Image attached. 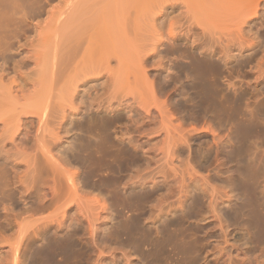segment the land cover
Masks as SVG:
<instances>
[{"label": "rangeland", "instance_id": "374dc122", "mask_svg": "<svg viewBox=\"0 0 264 264\" xmlns=\"http://www.w3.org/2000/svg\"><path fill=\"white\" fill-rule=\"evenodd\" d=\"M59 1L53 0L49 5L41 7L40 14L33 19L30 18L23 33L11 40L10 49L0 54V123L6 120V122L8 121L7 126H11L10 123L15 121L11 115L21 111L26 112L24 116H29V122L26 121L25 127L23 126L26 135H24L25 137L20 136L23 137L21 139L25 142L24 146L18 147L15 144L16 147L15 142L11 144V141L6 138L8 127L6 131L5 127L0 126V137L3 133L4 139L0 138L2 139V143L0 141V168L6 170V179L8 178L10 184L7 189L14 201L11 206L13 211L17 212L23 206L34 204L41 194L40 189L47 187V184L42 182H32L31 166L32 155H38L41 158L42 147H48L66 168L68 167L76 173L79 172L77 182L80 194L84 198L83 211L86 213L85 221L80 223V230L85 231L86 220L95 219L93 223L96 228V244L90 246L82 263L151 264V262L146 263L138 252H134L133 248L124 242L125 236L117 237V240L108 238L112 239V242L105 239L107 231L116 229L117 222L123 219L121 216L124 215L122 213L120 216L113 209L117 204L114 205L112 200L115 201V198L112 199L107 191L106 184L108 182L106 181L109 179L106 178H108L107 175H112L107 168L109 167L107 163L111 158L106 156L102 163H97L99 166L97 176L91 178V175H87V169L89 163L91 164L93 161L85 158L86 152L82 153L77 150L83 143L82 146L90 145L88 149L91 147L90 150L95 153V150L101 146L102 136L97 134L98 130L95 128L103 120L104 123L105 120H107L106 123H109L108 120L115 121L116 119V122L112 123L113 127L110 124L112 129L109 128V131L107 129L103 136L106 135L110 143L116 147L121 145L129 147L137 158V163L132 167L111 176L119 178V196L122 195L123 197H121L124 198V194H127L132 188L124 190L122 187L133 181L145 179L158 182L155 187L147 186L142 190L143 192L146 190L155 192V199L148 202L141 210L140 227L149 232L152 238L160 236V233L157 235L158 228L163 223L173 222L172 220L178 218L180 214L179 210L169 213L168 206L182 199L188 190L189 199L186 205L191 203L193 196L198 195L200 198L198 215L184 221L187 225L185 233L191 239H195L194 237L197 239L199 255L196 261L198 264H264V242H259V246L258 243H255L257 241L253 237L255 228L252 218L250 214L243 212L240 205L241 200L236 195L239 192L236 188L238 171L248 162L247 158L253 157L257 150L258 152L263 151L264 135L257 139L260 143L259 147L257 141V150H254V146L246 143L244 148L246 152L240 156L237 155L233 143L226 140V137L228 139L227 135L232 137V140L234 139L232 122L220 121L221 115H216L215 112L206 108V105L202 107L196 103L197 96L195 94L198 89L195 86L198 82L193 76V63H191L196 56L201 60L212 61L220 71H229L234 68V75L238 77L236 80L240 81L242 77V82H247L246 87L241 89L245 98H243L241 112L250 110L253 106V93L258 91L261 85L259 81L264 79L259 77L255 80L258 73L256 74V69H251L252 65L264 59V0H134V2H130L134 7L131 8L129 5L125 16L129 21V23L127 22L130 31L128 35L139 41L140 44L148 43L150 45L145 47L141 53L146 75L139 67L136 56L133 58L131 56L132 59L128 57L129 61L127 58H123L121 66L111 58L109 68L121 70L120 72L123 73L120 78L122 86L119 85L120 82L119 84L114 83V73L108 72V70L90 71L89 64L86 65L85 57L82 59L83 52H79V55H66L70 60L72 59V61L66 59L67 63L65 60L67 57L63 58L62 50H59L61 52L59 53L56 45L55 51L62 56L60 63L63 62L61 59H64V64L66 62L69 67L67 68L62 63L64 65L62 73L60 69L62 64L59 66V77L56 76L55 83L57 80V84H54V88L56 87L54 91L56 96L53 100L55 114L52 110L51 119L49 118L47 127L45 126L46 128L40 132L38 141V138L34 137L37 116L33 113L30 114L31 109H29L34 98L33 82L36 78L34 58L40 40L50 33L49 26L55 16ZM202 1L206 2L202 3ZM255 3L257 6L254 8ZM161 4L163 8L156 10L155 6ZM151 18L153 21L150 20ZM36 23H40L42 26L38 32L33 27ZM46 26L48 27L46 28ZM171 28L172 31L169 30ZM155 33L157 35L160 33V36L157 37ZM154 36L156 39L152 40ZM58 47L60 48V46ZM180 55L182 56L180 57ZM74 56L78 57L74 60L71 58ZM127 74L129 81L126 80ZM117 76L119 79L120 75ZM222 81L223 79L218 81L219 88L223 92H230V89ZM148 82L154 83V89H156L154 95H150ZM72 84H76L77 88L72 93L71 104L68 105V102L62 99L65 97L64 92L72 89ZM66 86L67 88L71 87L65 89ZM162 103L167 104L166 108ZM116 104L122 105V107L111 113L106 110L107 107ZM143 104L144 106L149 104V108L154 109V119L146 118ZM156 105L166 109L165 112L168 111L161 120L157 117L158 108ZM61 108L65 111L62 118L59 115L61 113H57ZM260 113L263 118L264 111H260ZM172 126L180 127L183 133L192 131L194 127L197 129L195 132L190 131L187 135L185 134L189 136L188 142L185 143L179 139L181 132H177ZM121 132H125V135L127 132L134 140L143 143L142 149L131 148L126 138L122 142L119 138ZM41 134L43 135L41 136ZM83 139L85 142H82ZM175 145L178 147L176 148ZM23 148L27 151H24ZM42 159L44 160V158ZM45 166L49 172L54 173L59 181L57 195L63 199L71 196L66 188L65 176L61 169L50 165V163H46ZM48 177L49 175L44 179L45 183L49 182L50 178ZM103 179L106 181H103L102 185L101 180ZM258 189L262 190L260 186ZM134 190L141 191L140 187H136ZM121 197L118 199L123 201ZM94 198L106 202L108 210H94ZM63 201L60 198L58 202L49 203L43 216L57 214L58 207H61ZM117 201L115 202L119 204L120 201ZM71 211H74L76 216L80 214V211L78 212L75 207ZM3 213L4 211L0 210V223L8 228L9 226L5 224L8 223L11 216L7 218ZM95 213L97 214L95 215ZM244 213L245 215H243ZM27 226L29 232L33 226L31 223H27ZM2 228H0V264H9L7 239L13 235L14 229L3 231ZM191 230L195 233L194 237ZM48 234H51V230ZM42 244L44 242L33 244L30 251L22 258V264H47L45 258L33 253ZM170 254L173 258L170 257L168 262H171L170 259H172V263L175 264L179 255L174 256L172 252Z\"/></svg>", "mask_w": 264, "mask_h": 264}, {"label": "bare ground", "instance_id": "6f19581e", "mask_svg": "<svg viewBox=\"0 0 264 264\" xmlns=\"http://www.w3.org/2000/svg\"><path fill=\"white\" fill-rule=\"evenodd\" d=\"M52 1L53 0H0V54H3L10 49V46L12 44L11 40H14V38L23 33L24 27L28 25V21L30 20V18L33 19L34 17H37L40 14V8H43L44 5H49V3H51ZM130 2H134V0L59 1L55 16L51 20L52 23H50L49 26L50 33L47 35L48 37H42V39L40 40L38 51L34 58L36 78H34L35 80L33 82L34 98L30 104L31 108L29 107V109H31L30 114L33 113L37 116L36 129L34 133L35 138H38V136H40V132L47 127V121H49V118L51 117V113L53 110V100L56 96L54 93L56 88H54V84H57V80L55 83V78H57L56 76H58V72H60V69L63 73L64 65L68 63V60H70L66 55H79L81 52H83L84 54L82 59L85 57L87 61L86 65L89 64V67H87L90 69V71H93L95 69L108 70V72L110 71L111 73H114V83L116 82L119 84L120 82L119 85L121 86L123 85V83L121 84L120 78H122L121 76L123 73L120 72L121 70L109 68L111 58L115 59L114 61H116L119 66H121V63H123V58H127V60L129 61L133 58V56H136V58L138 59H135L139 61V67H141L142 72L144 73V75H146L143 67L141 53L143 52L145 47L149 46L150 44H140L139 41L133 39L132 36L128 35L130 33L129 28L127 27L129 25V21L126 20L125 16L127 14L129 5L131 6V8L133 6V4ZM136 2L138 3V1ZM205 2L206 1H202V3ZM256 6L257 3H255L254 8ZM155 7L157 8L156 10H161L163 8L162 4L156 5ZM151 14L154 15L155 13ZM150 20L153 21V18H151ZM33 27L35 31L38 32L39 28L42 26L40 23H36L33 25ZM47 27L48 26H46V28ZM51 27L53 28L51 29ZM169 30L172 31V28ZM156 36H160V33H158V35L156 34ZM154 39H156L155 36L152 37V40ZM56 45L58 48L57 51L59 52V50H62V54L64 55L63 58L66 56L67 58H65V60L68 59L66 60L67 63L65 62V64L64 59H61L64 65L60 63V58L62 56H60L59 53L61 52L58 53L55 51L57 49ZM58 46H60V48ZM131 56L132 58H130ZM181 56L182 55H180V57ZM77 57L78 56H74L71 58L75 60ZM128 57L130 59H128ZM193 59V62L191 61V63H193V76H195L196 78L195 81L197 80L198 82V86L197 84L195 86L198 89L196 90L195 94L197 96L196 103L202 107L203 105H206V108L210 109L212 112H215L216 115H221L222 117L220 116V121L225 120V122H232L234 126V130H232V132H234V139L232 140V137H229V135H227L228 139L226 137V140L233 143L234 151H236L237 155L240 156L242 155V153L246 152V150L244 149L246 143L254 146V150H257L256 146H258L259 143L257 139L260 136L263 137L264 135V116L262 118V113H260V111H264V79L259 81V84L261 85L258 91L253 93L254 100L252 102L253 106L251 107V109L241 112L242 104L244 103V94L241 89H243V87H246L247 82H242V77L240 79L241 82L236 80L238 77L234 75V68H232L233 70L229 71H220L217 69L218 67H216L215 64L212 63V61L210 62L207 60H201L196 56ZM70 61H72V59ZM60 65L62 66V68L60 67L59 69ZM68 67L69 65L67 66V68ZM253 68L256 69V74L258 73V77H256L255 80H257L259 77L264 78V59L252 65L251 69ZM118 71L120 72V74H118ZM116 72L118 73L116 74ZM235 72L237 73V70ZM117 75H120V80L117 79ZM220 78L223 79L227 88L230 89V92H223L222 89L219 88L218 81L221 80ZM126 80H128V74ZM148 83L150 87V95H154L156 90L154 89V83ZM70 87L67 88L66 86L65 89H69ZM71 88L72 89H70V91L64 92L65 97L64 99H62L66 100V102H68V105L71 104V98L73 96L72 93L76 90L77 85L72 84ZM166 106L167 104H163V107L166 108ZM121 107L122 105L116 104L107 107L106 110L110 111L111 113ZM156 107L158 108L157 117H159V119L161 120L164 118L163 116H166L165 114H167L168 111L165 112L166 109H163L162 106L159 107L156 105ZM143 108L144 113L147 115L146 118H155L154 109L149 108V104L147 106H144L143 104ZM53 111V114H55V110ZM64 112V109L61 108V110L57 113H61L59 115H61L60 117L62 118L64 117ZM25 114L26 112L21 111L14 115H11L13 118H15V121L14 123L9 122L11 124V126L9 127L7 126L8 121L6 122V120L0 123V126L2 128L5 127L4 130H6V128L8 127V135L6 134L8 137L5 135L6 138L11 141H9L11 144L15 142L14 145L17 144L18 147L24 146L25 144V142H23V140L21 139L25 137L24 135H26L24 124L29 119V116H24ZM239 115L240 117H238ZM103 121H101L99 123V126L95 128L96 130H98L97 134L102 135L101 146L95 150V153L90 150L91 147L90 149H88L90 145H88V147L86 145L82 146L83 143L77 149L82 153L86 152L85 158L93 161H91V164L89 163L87 169V175H91V178L97 176V171L99 168L97 163H102L106 156L111 158L107 163V166L109 167L106 166L109 169L110 175H117L124 169H129L130 167H132V165L137 163V158L134 153L131 152L129 147L122 145L116 147V145L110 143L109 138L106 135L103 136L104 132L107 129L108 131L109 128L112 129L110 124L116 122V119L115 121L108 120L110 122L112 121L111 123H106L107 120H105V123ZM169 122L171 123V121ZM88 126L90 127V125ZM172 128L179 133L181 132V129L178 126H172ZM196 129L197 128L194 127L192 131L189 130L187 131V133H183L182 130L180 134L181 138L179 139L182 140V142L187 143L189 136L186 135L190 133V131L195 132ZM210 129L211 126L209 127V130ZM116 130L117 128L115 129V131ZM87 131H89L88 128ZM127 132V136L125 135V132L120 133L121 136L119 138H121V141L123 142L126 138L131 148H133L134 150H141L143 143L141 144L138 141L134 140L128 135ZM42 135L43 134H41V136ZM2 139H0L1 143ZM16 139H19V142H17ZM39 139L40 138H38V141ZM250 139H253V141H250ZM83 140L82 142H85V140ZM261 145L263 146V144ZM114 147L116 148L113 149ZM175 147L177 148L178 146L175 145ZM42 148L44 149V151L42 149L41 158L38 157V155H32L33 158L31 175L33 183L42 182L43 184H47V187L40 189V191L37 188V192L39 191L41 192V194L38 196L39 198L36 199L35 203L30 206H23V208L19 209L17 212L13 211L14 209L11 208V206L13 205L14 201L9 190L7 189L10 184L9 180H7L8 178L6 179V170H4V168H0V210L4 211L3 215H5V217L8 218L11 216V219H8V223L5 224L9 227L5 228L4 226H2L3 224L0 223V228L3 227V231H8V229L10 228L14 229L13 235H10L7 239L8 253L10 255L9 264H22V258L26 256L28 251H30V248L33 246V244L39 242H44V244H42L41 247L35 249L33 253L34 255H40L45 258V262L47 264H83L82 261L84 260L87 251L90 249V246L96 244V228L95 224L93 223V220L95 219H90L86 220L87 224L85 231L82 232L80 230V223L85 221L84 218L86 217V213L83 211L82 202L84 198L82 194H80V187L77 182L79 172L76 173L74 172V170L69 169L68 167L66 168L63 165V162H60V160L57 158V156H55V154H53L54 152H52L50 148L45 146ZM23 150L27 151L24 148ZM97 155H99L100 157ZM250 157L251 158L249 159L247 158L248 162H246L244 166L241 167V169H239L238 171L236 177V188L239 190V192L236 195H238L237 197H239V199L241 200L240 205L241 209L244 210L243 212H245L246 214H250L252 218V224L255 228V231H253V237L257 241L255 243H258L257 245L259 246V242H264V149L263 151L259 152L257 150L255 152V155L253 157ZM42 158H44V160ZM46 163H50V165L59 167L61 169L65 176L64 178L66 180V188L71 193V196L63 199L62 197H59L57 195V187L59 181L55 177L54 173H52V171H48L47 166H45ZM48 175V178H50V180L48 183H45L44 179ZM107 176L108 178L106 179L109 180H101L102 185L104 183L103 181L108 182L106 184V186H108V189L106 188L109 192L108 194L112 196V199L115 198V201L118 200L117 202H121H119L118 204L114 200H112V202H114V205L117 204L113 209H115L120 216L122 215V213H124V215L121 216L123 219L117 222L118 225L116 229L109 230L107 231V233L105 232L107 235L105 239L109 240L110 238H114L115 240H117V237L119 238L125 236L124 242L128 246L132 247L134 252H138L142 256V259L146 261V263L151 262V264H169L170 261L168 262V259L170 257L173 258L170 254V252H172L174 256L179 255V258H177L178 260L176 262L174 260L175 264H198L196 261L199 255L197 239L196 237H194L195 233L192 230L191 231L193 232V237L195 239H191L185 233V231H187V225H185L186 223L184 222L185 219L193 218L198 215V205L200 203V198L198 195L193 196L191 203L189 205H186V202L189 199V191L187 190V192L185 191L186 193L182 197V199L178 200L175 204L169 205L167 208V211L169 213L171 211H180L178 218H174L175 220H172L173 222L171 223H163L160 228H158L159 231L157 232V235H159L160 233V236L152 238L149 232L140 227L139 221L141 217V210L148 202H151L155 199V192H153L152 190H146L143 192L142 190L147 186L153 188L158 184V182L155 180L145 179L133 181L130 184H127L125 187H122V189L124 190L129 187L132 188L127 194H124V198H122L123 196L121 195V197L118 194L119 178L115 176ZM85 180L87 179L85 178ZM259 186L262 188V190L258 189ZM136 187H140L142 192L137 190L135 191L134 189ZM118 197H121L123 201L119 200L120 198L118 199ZM60 198L64 201L62 202L61 207H58V213L54 216H43V212L46 206L49 203L53 204L60 201ZM101 200L102 199L94 198V210H108V205H106V202ZM73 207H75L78 212L80 211V214L78 216L73 213L75 209L74 211H71ZM238 209L240 210V208ZM245 213L243 215H245ZM96 214L97 213H95V215ZM235 217L236 216L234 215V218ZM27 223H31L33 226V228L29 232L27 228L29 225L27 226ZM50 230L51 234H48ZM111 240L109 241L112 242ZM170 260V264H173V260Z\"/></svg>", "mask_w": 264, "mask_h": 264}]
</instances>
